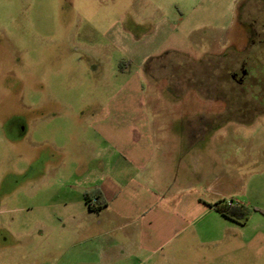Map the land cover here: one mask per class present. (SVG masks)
Instances as JSON below:
<instances>
[{
	"label": "rangeland",
	"instance_id": "rangeland-1",
	"mask_svg": "<svg viewBox=\"0 0 264 264\" xmlns=\"http://www.w3.org/2000/svg\"><path fill=\"white\" fill-rule=\"evenodd\" d=\"M134 75L143 92L133 101L157 120L159 150L189 151L225 200L253 208L222 263L264 264V214L254 210H264V0H0V218L15 220L5 234L18 260L36 245L37 264H62L60 252L39 253L50 211L30 210V199L50 196L61 163L75 170L82 119Z\"/></svg>",
	"mask_w": 264,
	"mask_h": 264
},
{
	"label": "crops",
	"instance_id": "crops-1",
	"mask_svg": "<svg viewBox=\"0 0 264 264\" xmlns=\"http://www.w3.org/2000/svg\"><path fill=\"white\" fill-rule=\"evenodd\" d=\"M132 77L119 96L94 107L100 113L82 119L75 170L70 173L68 161L61 163L63 180L44 189L50 196L43 203L38 196L30 199V210L43 204L50 211L51 234L39 253L60 252L62 264H192L197 257L191 259V253L203 254L198 257L206 264H223L230 238L245 237L244 225L211 206L225 199L223 188L195 172L189 151L159 150L157 120L144 115L140 99L133 101L141 98L143 86L138 75ZM56 147L65 153L72 144ZM57 171L50 169L49 176ZM86 193L98 194L105 205L90 208ZM36 217L30 213L29 220ZM2 221L0 264H37L36 245L27 247L28 262L18 260L20 246L8 243L5 234L17 227L15 220ZM56 228L62 231L60 242L52 236ZM15 230L11 238L20 236Z\"/></svg>",
	"mask_w": 264,
	"mask_h": 264
},
{
	"label": "trees",
	"instance_id": "trees-1",
	"mask_svg": "<svg viewBox=\"0 0 264 264\" xmlns=\"http://www.w3.org/2000/svg\"><path fill=\"white\" fill-rule=\"evenodd\" d=\"M93 193H86L85 194V200L90 208L94 209H100L102 206L105 205L104 202H100L99 195H95L96 199V205H93L91 203V200L93 197ZM218 213L222 214L223 216L234 220L236 222H239L241 224H245L250 217V214L253 210L250 206L246 204H235L232 201L229 200H220L214 204L211 205ZM255 211H259L260 213L264 214V210L260 208H254Z\"/></svg>",
	"mask_w": 264,
	"mask_h": 264
},
{
	"label": "flooded vegetation",
	"instance_id": "flooded-vegetation-1",
	"mask_svg": "<svg viewBox=\"0 0 264 264\" xmlns=\"http://www.w3.org/2000/svg\"><path fill=\"white\" fill-rule=\"evenodd\" d=\"M241 74H245V70H241ZM236 76H238V73H232L231 77L234 79V81L236 80Z\"/></svg>",
	"mask_w": 264,
	"mask_h": 264
},
{
	"label": "built area",
	"instance_id": "built-area-1",
	"mask_svg": "<svg viewBox=\"0 0 264 264\" xmlns=\"http://www.w3.org/2000/svg\"><path fill=\"white\" fill-rule=\"evenodd\" d=\"M91 202H94V203H95V202H96V199H95V198H93V199L91 200Z\"/></svg>",
	"mask_w": 264,
	"mask_h": 264
}]
</instances>
